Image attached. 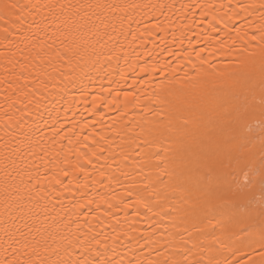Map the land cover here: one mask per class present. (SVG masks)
Returning a JSON list of instances; mask_svg holds the SVG:
<instances>
[{
    "label": "snow or ice",
    "instance_id": "snow-or-ice-1",
    "mask_svg": "<svg viewBox=\"0 0 264 264\" xmlns=\"http://www.w3.org/2000/svg\"><path fill=\"white\" fill-rule=\"evenodd\" d=\"M174 7L0 0V264H264V0L182 4L204 46L130 63Z\"/></svg>",
    "mask_w": 264,
    "mask_h": 264
},
{
    "label": "bare ground",
    "instance_id": "bare-ground-1",
    "mask_svg": "<svg viewBox=\"0 0 264 264\" xmlns=\"http://www.w3.org/2000/svg\"><path fill=\"white\" fill-rule=\"evenodd\" d=\"M138 2L143 3H162V4H174L175 7L169 11L168 9L164 10V14L161 15L159 10H146L147 14L140 15L136 17V20L139 23H133L132 29L136 30L137 38L133 41L132 36L129 35L127 40H123L124 50L129 56L130 63H134L139 66H143L144 61L148 60L149 63L153 61H157L163 63L165 60L174 64L177 57L176 56H169L168 51H175L177 54L180 53L182 48L187 49L189 48L188 39H183L181 43V33L189 36L196 47H203L204 41L202 39V34L200 30L193 26L191 32L187 28L180 27L183 21V13L181 11H177L182 4L194 2V0H138ZM213 2H219V0H213ZM149 16H156L159 20L164 21L165 27L167 29V34L164 32H159L153 29L151 32L148 31L151 28V23L155 21H149ZM171 18V21H175V24H171V21L168 18ZM191 17H189V22L191 21ZM145 21H149L148 27H145ZM203 27V26H202ZM127 28V25H125ZM176 33V39L173 40L172 33ZM143 33V35H141ZM199 40L200 44L196 45V41ZM167 49V50H166ZM207 54V53H205ZM213 63H216L219 60H222L223 57L217 56L214 58H210ZM3 63V46L0 45V65ZM121 66L125 67L123 61H121ZM4 69L0 66V78H2V73ZM136 75L129 71V78L127 83L131 84L133 76ZM143 75V74H140ZM123 83V82H122ZM104 86L107 87V82H104ZM115 87V86H113ZM96 88H99V82L96 84ZM130 90V89H129ZM122 99V97H121ZM90 104H81L79 105L80 111L77 113L75 119L81 120L82 122L87 120L91 121L93 117L89 114V111H86V108H90ZM82 113V115H81ZM117 111L115 108L109 110L107 107L102 106L99 110V114L95 117V119L99 120L100 116L104 117V123L111 124V118L117 116ZM129 119H139L138 116H134L133 113H129ZM70 127V124H69ZM99 128V124L97 125ZM2 134V133H0Z\"/></svg>",
    "mask_w": 264,
    "mask_h": 264
}]
</instances>
